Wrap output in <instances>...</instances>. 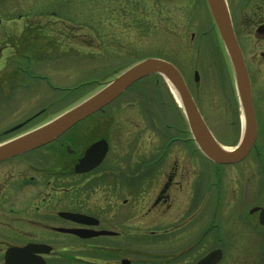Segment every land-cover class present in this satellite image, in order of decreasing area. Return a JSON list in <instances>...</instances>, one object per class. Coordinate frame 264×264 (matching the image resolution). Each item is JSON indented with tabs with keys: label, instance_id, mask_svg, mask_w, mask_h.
I'll list each match as a JSON object with an SVG mask.
<instances>
[{
	"label": "rangeland",
	"instance_id": "374dc122",
	"mask_svg": "<svg viewBox=\"0 0 264 264\" xmlns=\"http://www.w3.org/2000/svg\"><path fill=\"white\" fill-rule=\"evenodd\" d=\"M0 15V127L48 108L43 121L35 126L43 125L95 95L135 63L162 58L181 70L221 144L230 149L240 142L242 125L233 75L219 40L208 30L211 21L202 0H0ZM200 31L209 35L197 46L191 38ZM196 72L199 82L194 79ZM14 93L19 94L14 96L16 100H2ZM148 107L152 110L148 117L156 122L160 117L163 124L157 123L163 129L175 122L185 124L165 80L159 76L147 78L111 105L107 110L110 117L101 120L104 132L107 127H117L114 143L124 154L127 149L115 142L118 130L141 126ZM134 114L142 117L138 119ZM134 137L133 132L126 139ZM119 141L124 144L125 138ZM199 156L197 193L190 180L182 181L181 187L170 193L171 211L163 216L154 211L146 218L143 215L149 214L147 205L156 195L137 194L140 205L135 207V218L127 226L112 223L111 212H103L106 229L121 232L122 237L87 243L57 236L52 264H121L122 260L164 264V245L150 237L161 233L163 217L168 222L181 221L196 207L200 237L216 205L206 184L211 183L215 169ZM252 164L254 161L249 160L239 168L222 169L225 192L218 208L219 228L200 240L196 257L188 256L181 264H194L213 250L224 252L221 264H264V227L252 224L248 213L257 195H249L241 206L247 210L246 225L237 217L239 205L234 201L239 192L237 173ZM160 177L156 181L162 185L163 176ZM127 196L130 197L123 194L121 198ZM98 198L100 202L96 203L102 208L114 203L111 195ZM90 203L97 208L94 200ZM163 210L162 213L166 211ZM224 220H230L228 226Z\"/></svg>",
	"mask_w": 264,
	"mask_h": 264
},
{
	"label": "flooded vegetation",
	"instance_id": "af4514ba",
	"mask_svg": "<svg viewBox=\"0 0 264 264\" xmlns=\"http://www.w3.org/2000/svg\"><path fill=\"white\" fill-rule=\"evenodd\" d=\"M202 1L211 21L208 30L219 40V33L206 0ZM227 3L233 29L252 82L258 137L254 148L243 162L230 166H216L206 159L215 169L212 173L213 177L209 180L211 183L206 182V184L209 193L214 195L216 205L214 202L215 208L210 219H207V227L201 232L200 237L196 207L190 214L186 213L187 216L181 215L183 217L181 221L168 222L164 221L163 217L161 233L159 236L153 233L150 237L158 239L164 245L166 253L163 259L164 264H181L188 256L196 257L200 240L202 242L219 228L218 223H221V220L218 219V208L220 209L225 192V177L222 173L224 168H239L249 160L254 161L252 166L240 168L238 177L235 175L239 181L237 183L239 192L235 194L234 201L239 205L236 208L237 217L239 216L241 222L245 223L247 210L241 206L245 205L249 195H257V201L251 205L248 213L252 224L258 223L260 227H264L262 225L264 212V0H227ZM131 25L133 24L130 23ZM208 35L200 31L198 35L193 33L191 39L199 46ZM219 43L223 48L222 41L219 40ZM225 55L223 56L227 59L229 71L232 72L229 58L226 53ZM17 94L3 97L2 100H16L14 96ZM109 107L67 131L51 144L0 162V264H7L6 256L10 249H23L29 245H43L46 247L45 250L50 249L47 254H36V256L41 257L45 264H52L57 236L87 243L122 237L121 232L106 229L103 212H111L112 223L127 226L128 221L135 218V207L140 205L136 202L137 194L156 195L153 203L147 205L149 214L143 215V218H146L154 211H160V216L168 214L172 208L168 205L170 193L174 188L181 187L183 182L187 183L190 180L194 191L198 192L200 153L186 121L184 126L175 122L174 125H168L167 130L163 129L160 117L157 118V122L162 123L161 126L155 119L148 117L152 112L148 107L146 114H143L141 126L131 125L124 128L125 131L118 130L115 142L127 149V153L124 154L114 143L117 127H107L105 132L102 129L104 125L101 124V120L110 117L107 114ZM47 113L48 108H44L15 124L1 126L0 145L13 141L38 127L35 125L42 122ZM134 115L138 119L142 117L139 114ZM167 131L169 134L166 133ZM133 132L135 137L128 141L126 138ZM183 135L186 137H182ZM119 138H125L124 144L119 141ZM151 138L155 140L152 141ZM100 159L102 160L99 161ZM94 161L96 166L90 168ZM83 163L81 169L91 170L79 174L78 166ZM160 176H163L162 185L157 184L156 181L161 178ZM157 186H159L158 189L155 188ZM123 194H129L130 197L123 199L121 198ZM102 195H111L114 203L106 204L102 208L96 203L100 202L98 197L101 198ZM92 200L98 209L90 205ZM163 209L166 211L162 213ZM255 209L258 210L253 212ZM62 214L82 215L92 218L91 223L98 222V224L78 225L65 219ZM224 221L228 226L230 220ZM70 229L105 231L115 235L80 239L60 231ZM183 248L188 249L183 250ZM176 252L179 254L176 255Z\"/></svg>",
	"mask_w": 264,
	"mask_h": 264
},
{
	"label": "water",
	"instance_id": "95a60500",
	"mask_svg": "<svg viewBox=\"0 0 264 264\" xmlns=\"http://www.w3.org/2000/svg\"><path fill=\"white\" fill-rule=\"evenodd\" d=\"M206 3L229 57L235 76L236 91L242 117V137L240 143L234 150L229 151L228 148L222 146L216 140L200 113L181 72L168 61L158 58H148L136 63L119 74L95 95L88 98L75 108L13 141L0 145V162L54 142L74 126L94 116L113 103L134 84L156 75L162 76L169 84L172 91H174L185 115L191 136L200 152L207 159L217 166L234 165L243 161L250 154L258 136V125L252 97L251 80L242 51L236 40L227 0H206ZM1 24L2 19L0 16V27ZM198 78V74H196L197 82L199 81ZM101 160L102 159L99 161ZM83 165L84 163L81 166H78V173H84L91 170L81 169ZM94 166H96L95 161L91 163L90 168H93ZM257 210L255 209L253 212H256ZM62 216L65 219L78 224H87L89 226L98 224V222L91 223L90 221L92 218H86L81 215L62 214ZM262 225H264V212L262 213ZM60 231L78 236L82 239L115 235L114 233L105 231ZM45 248L46 247L43 245H29L23 249H10L6 256L7 264H45L41 257L36 256V254L40 255L50 252V249L45 250ZM222 256V251L217 250L209 254L198 264H218L222 260ZM122 264H130V262L124 260Z\"/></svg>",
	"mask_w": 264,
	"mask_h": 264
},
{
	"label": "bare ground",
	"instance_id": "6f19581e",
	"mask_svg": "<svg viewBox=\"0 0 264 264\" xmlns=\"http://www.w3.org/2000/svg\"><path fill=\"white\" fill-rule=\"evenodd\" d=\"M173 93H174V91H173ZM175 95V94H174ZM175 97H176V95H175ZM177 98V97H176ZM235 149V147L234 148H230L229 149V151H232V150H234Z\"/></svg>",
	"mask_w": 264,
	"mask_h": 264
}]
</instances>
